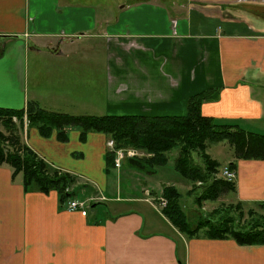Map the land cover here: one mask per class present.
<instances>
[{"label":"crops","instance_id":"obj_1","mask_svg":"<svg viewBox=\"0 0 264 264\" xmlns=\"http://www.w3.org/2000/svg\"><path fill=\"white\" fill-rule=\"evenodd\" d=\"M98 3L0 0V108L33 101L69 115L180 117L191 97L208 92L203 116L264 135V0H113L101 12ZM82 39L89 49L73 47ZM83 62L96 75L87 77L84 94L76 74ZM67 135L60 142L55 131L44 138L25 126L22 137L49 165L76 177L81 193L90 192L91 210L106 203L109 213L98 219L96 209L67 211L56 192H25L21 176L2 165L0 264H264V246L180 234L149 203L164 185L146 181L141 198L122 195L121 178L141 173L130 161L111 170V187L106 135ZM234 171L230 203H264V160H238ZM122 201L136 205L119 209Z\"/></svg>","mask_w":264,"mask_h":264},{"label":"trees","instance_id":"obj_2","mask_svg":"<svg viewBox=\"0 0 264 264\" xmlns=\"http://www.w3.org/2000/svg\"><path fill=\"white\" fill-rule=\"evenodd\" d=\"M210 95L203 92L191 97L186 115L180 117L69 115L45 110L33 101L20 110L0 108V166H8L12 178L21 176L25 192H56L64 208L75 195L76 177L41 159L24 142V127L36 128L44 138L55 131L60 142L68 140L69 129L78 130L80 141L88 133H102L113 141L116 150L141 151L144 156L129 165L144 175H154L157 167L167 163L168 154L177 151L174 169L190 184L188 193L195 194L194 202L200 206L202 202L218 201L233 193L235 185L217 178L220 164L208 154V147L227 143L235 161L226 166L235 170L238 160H264V135L246 131L235 122L203 116L200 106ZM114 156L111 151L104 155L106 174L114 169ZM181 196L174 185H164L161 197L167 204L161 214L186 238L230 239L239 246H264V203H256V209L246 211L243 203H231L212 210V219L206 216L192 225L181 205Z\"/></svg>","mask_w":264,"mask_h":264},{"label":"rangeland","instance_id":"obj_3","mask_svg":"<svg viewBox=\"0 0 264 264\" xmlns=\"http://www.w3.org/2000/svg\"><path fill=\"white\" fill-rule=\"evenodd\" d=\"M98 1H99V3L97 4L98 11L101 12V11H103V7L108 5L107 2L113 1V0H106V2H104L105 0H98ZM118 1L119 0H114V2H118ZM114 31L117 32L118 30H114ZM118 32H120V31H118ZM87 46H88V48H86ZM73 47H77L81 50H86V49H89L91 47V42L88 41V39H82L77 45H75ZM100 48H101V46H100ZM101 56H102V54H100L98 57L100 67L102 64H104ZM86 66H87V64L85 62H83V68L76 70L77 76H81V78L83 80V85L80 87L83 94L87 90V86L85 87V83L87 82V77H89V76L96 77L95 72H93V74H90L88 72V70L86 69ZM87 68H90V67H87ZM97 76H98L97 84L99 86L98 91H100V97H102V95L104 96L103 90H102V86H103V84H102V79H103L102 72L99 71L97 73ZM80 88L77 87L76 90L78 91V90H80ZM63 111H70V113H85V112H73V110H65V109ZM72 115H77V114H72ZM78 115H84V114H78ZM0 130H2L1 126H0ZM262 133H264V131H262ZM207 152L213 159H215L219 162V164H220L219 173L221 172L222 168L225 166V164L230 159L234 160L232 150L229 148L228 144L224 143V142L217 143L214 145H210L208 147ZM176 154H177V151H175V150L170 152L168 154L167 163L162 167H157L156 173L153 176H147V175H144L142 173L135 172L136 175L134 177L132 174H130L129 176H125V177L121 178L120 190L122 192V195H123V193H129V195H132L133 197L141 198L142 194H143L142 193V185H144L146 183V181H147V183L151 182V185H153V186H154L153 182H155L157 185V189L160 185H165L166 183H169L170 185H174L175 187H177L179 189V191L182 195L181 196V205L183 206V209L185 211V214L187 216L189 223L192 225L193 224L195 225L197 222L204 219L206 216H209L212 219L214 217L211 214L212 210H214L216 208L222 209V208L229 206V204H231L230 200H231V198H233V195H232V193H229L227 195L221 196L218 199V201H215V202L206 201V202H202L200 206L197 205L194 202V197H195L194 195L195 194L193 195V194L188 193V191L190 189V184L184 178H182L174 169V160L176 158ZM137 157H140V156H137ZM136 159H139V158L135 157V158L124 159L121 162V165L125 161H130L131 163H135ZM111 173H112V171H111ZM219 173L216 174L217 178H221V177H219ZM111 178H110V180H111L110 186L114 187L115 186L114 179L116 178V175H114V173H112ZM112 182H113V184H112ZM182 183H184V186L181 185ZM89 193L90 192L87 191V192H85V194H82L80 191V187L79 188L76 187L74 197L70 198L68 201L75 200V198H76V201L82 202L85 205H87V211H89V210L92 211V210L96 209V211L98 212V210H99V212L97 214V215H99L98 219H101L102 216L105 217V215H107L109 213V210L107 208V204L106 203H101L100 205L97 204L94 207V209L91 210L90 206L93 203H90V202L86 203V200L89 197ZM107 195H110V192ZM150 195H149V198H151L152 200L157 199L161 196V194H160V196L154 194V197L152 198ZM232 204H234V203H232ZM128 205L133 206L136 204L122 201V203H120L118 206H119V209H122V208H126ZM134 207H137V206H134ZM247 209H249V207H244L245 211ZM253 209H256V208H253ZM234 213L237 215V213L235 211H234ZM234 213H232L233 216H234ZM243 219L247 220L248 217L244 215Z\"/></svg>","mask_w":264,"mask_h":264},{"label":"built area","instance_id":"obj_4","mask_svg":"<svg viewBox=\"0 0 264 264\" xmlns=\"http://www.w3.org/2000/svg\"><path fill=\"white\" fill-rule=\"evenodd\" d=\"M15 121V118H14ZM106 146L108 151L114 152V168H119L121 166V162L124 159L129 158H141L144 156V154L138 150L127 148V149H114L113 141L108 140L106 142ZM140 152V153H139ZM140 156V157H137ZM219 177L223 178L224 180L228 182H234L236 179V173L234 170L228 168L227 166H224L219 173ZM93 201V199H91ZM149 203L159 212L166 207L167 201L163 197H159L157 199H149ZM86 205L82 202H78L76 200H70L64 205V209L71 212H79L81 215H86Z\"/></svg>","mask_w":264,"mask_h":264}]
</instances>
